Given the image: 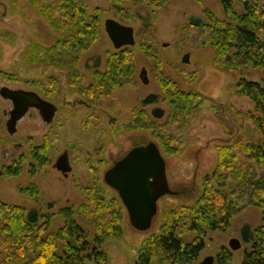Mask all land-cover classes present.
Here are the masks:
<instances>
[{
    "label": "rangeland",
    "instance_id": "1",
    "mask_svg": "<svg viewBox=\"0 0 264 264\" xmlns=\"http://www.w3.org/2000/svg\"><path fill=\"white\" fill-rule=\"evenodd\" d=\"M56 1L45 0L49 5ZM83 1L89 16L100 11L101 33L93 47L81 56L78 64L79 78L72 88L67 72L52 67L28 65L23 58L31 42L47 49L56 46L58 37L50 26L25 0H0V35L10 36L8 40L0 39V88L35 92L58 109L51 125L43 122L37 111H29L19 122L17 134L10 136L6 129L8 118L3 116V112L9 111L12 105L0 97V202L25 207L29 212L37 210L55 215L50 233H56L64 225L58 213L71 207L78 210L85 205V190L96 185L104 191L108 201L118 197L104 183L105 173L132 149L155 143L166 161L169 187L176 194L159 201L157 216L147 232L133 228L125 211L123 239L110 241L102 247L107 255V264H136L142 244L152 236L160 235L167 212L182 206L190 207L201 198L203 180L212 174L218 164V148L231 146L239 139L264 142L251 120L241 124L229 114L231 107L243 116L254 114L251 100L237 96L234 85L241 78L264 85V69L249 66L238 75L225 74L214 67L213 50L198 44H180L181 29L194 20L208 25V12L224 21L226 17L222 3L226 0H202L201 3L194 0H170L166 9L158 11L146 4L134 6L127 3L124 9L130 12L135 21L129 24L121 23L116 18L114 6L108 1ZM229 1L238 15L245 13L241 0ZM110 19L132 27L135 31L136 45L125 49L133 53L136 84L115 89L94 106L86 103L80 91L91 86L96 74L106 73L110 55L122 51L114 48L105 31V22ZM147 26H152L156 31L153 35L155 42L151 46L158 58L157 71L148 52L142 47L145 43L150 44L145 28ZM141 33H144L142 37ZM187 55L190 63L184 64ZM143 69L147 71L149 85H144L139 78ZM159 75L178 83L187 93L194 92L214 100L219 109L218 113L208 107L200 109L194 124L186 131L184 146L172 143L171 148L174 150L169 154L164 152L152 132L133 130L135 114L145 115V119L159 127L169 117V108L157 79ZM52 78L57 80V88L50 86ZM32 83L53 91L54 98L49 99L41 90L32 88ZM151 96L157 98V103L144 106L146 99ZM154 109L164 110L165 117L162 120L153 118L151 112ZM14 144H21L22 148L15 149ZM65 153L69 155L72 168L67 178L55 168ZM240 161L245 162L243 157H240ZM13 169H20L21 174L9 177L8 171ZM32 185L40 190V202L28 201L21 195V190ZM238 187L237 183L229 180L222 191L237 203L239 214L232 219L226 232H206L203 238L204 250L197 264H202L208 258H214V264H218L223 249L232 253L231 264H242L244 253L251 250V245L243 241V229L248 227L254 233L264 226L261 212L247 205V199L240 197L243 190L239 191ZM49 204H56L51 212H47ZM81 227L92 242L93 230L84 224ZM197 237L196 233H189L183 235L182 240L184 244L190 245ZM232 240H238L241 244L239 251L231 250L229 244Z\"/></svg>",
    "mask_w": 264,
    "mask_h": 264
},
{
    "label": "trees",
    "instance_id": "2",
    "mask_svg": "<svg viewBox=\"0 0 264 264\" xmlns=\"http://www.w3.org/2000/svg\"><path fill=\"white\" fill-rule=\"evenodd\" d=\"M34 8L58 37L56 46L44 48L35 42L29 43L24 55L28 65L52 67L68 73L70 86H76L79 78L78 64L82 55L97 42L101 33L100 11L89 16L83 0H57L46 4L45 0H25ZM114 6L115 16L121 23L135 22L124 7L127 3L134 6L145 4L153 10H164L170 0H102ZM201 3L202 0H194ZM245 13L238 15L231 1H223L226 19L220 21L207 13L209 24L192 21L180 31V44L208 47L215 53L214 67L225 74L238 75L247 67L264 69V0H241ZM147 29L148 43L142 45L148 52L150 61L158 68V58L153 51L151 27ZM144 33L140 34L142 37ZM7 34L0 35L8 40ZM147 42V39H146ZM169 108V117L162 127L145 119V115L134 116L133 130H147L153 133L166 154L172 153V143L184 146L185 134L196 119L197 112L205 107L218 113L214 100L194 92H185L181 86L169 79L157 77ZM57 80L50 79V86L57 88ZM136 84L133 53L122 50L110 55L105 74H96L93 83L80 93L87 104L98 105L103 97L115 89ZM31 87L41 90L44 96L54 98L53 91L32 83ZM237 96L246 97L254 105V114L241 115L231 107L229 114L238 123L251 120L256 132L264 140V85L241 78L235 85ZM157 103V98L146 99L144 106ZM1 127V122H0ZM46 151V149H43ZM38 157V155H37ZM240 157L245 162L241 163ZM20 169L8 171L9 177H18ZM238 184L240 197L247 199V205L257 208L264 222V142H248L243 139L233 145L218 148V164L211 175L203 180V194L190 207H179L167 212L165 224L159 236L146 240L138 250L136 264H197L204 250L206 232H226L232 219L239 214L240 208L230 197L223 193L227 182ZM237 188V190H238ZM87 203L78 210L66 208L58 213L64 225L56 233H50L55 215L37 210L28 211L25 207L12 206L0 202V264H107V255L102 247L110 241L122 240L125 208L119 199H105L104 191L95 185L85 190ZM237 194V192L235 193ZM28 201L40 202L41 193L32 185L21 190ZM56 208L49 204L47 212ZM90 227L93 241L81 227ZM196 233L197 240L190 245L184 244L182 236ZM243 241L251 245L244 253L242 264H264V226L254 233L248 227L242 232ZM232 253L223 249L218 264H231Z\"/></svg>",
    "mask_w": 264,
    "mask_h": 264
},
{
    "label": "water",
    "instance_id": "3",
    "mask_svg": "<svg viewBox=\"0 0 264 264\" xmlns=\"http://www.w3.org/2000/svg\"><path fill=\"white\" fill-rule=\"evenodd\" d=\"M105 31L116 50L132 48L136 45L135 31L132 27L110 19L105 22ZM183 63H190L189 55L184 58ZM139 78L144 85H149L145 69L142 70ZM0 96L14 105L11 119L7 123L11 135L16 133L17 123L27 115L29 109L39 111L47 125L53 123L58 111L55 105L35 92L3 87L0 89ZM151 115L157 120H162L165 111L154 109ZM55 168L66 178L69 176L72 168L68 153L59 158ZM104 183L118 194L132 227L139 232H147L152 228L158 213L159 201L166 196L176 194L169 187L166 161L155 143L132 149L124 159L105 173ZM229 245L233 252L241 249L238 240H232ZM214 262V258H208L202 264H214Z\"/></svg>",
    "mask_w": 264,
    "mask_h": 264
},
{
    "label": "flooded vegetation",
    "instance_id": "4",
    "mask_svg": "<svg viewBox=\"0 0 264 264\" xmlns=\"http://www.w3.org/2000/svg\"><path fill=\"white\" fill-rule=\"evenodd\" d=\"M1 89V88H0ZM1 97V96H0ZM8 101V100H7ZM10 103H11V105H12V108L9 110V111H4L3 112V116L5 117V118H8L7 119V122H6V129H7V123H8V121L11 119V113L14 111V105H13V103L11 102V101H9ZM31 110H35V111H37L36 109H29V111H31ZM29 111H28V113H29ZM38 113H39V111H37ZM27 113V114H28ZM39 115H40V113H39ZM26 117V116H25ZM24 117V118H25ZM40 117H41V115H40ZM23 118V119H24ZM42 118V117H41ZM22 119V120H23ZM42 120H43V118H42ZM21 121V120H20ZM19 121V122H20ZM19 122L17 123V128H18V124H19ZM43 122H44V120H43ZM16 128V129H17ZM18 130V129H17ZM17 130H16V133L15 134H13V135H11V134H9V132H8V129H7V132H8V134L10 135V136H14V135H16L17 134ZM14 146H15V149H21L22 147H21V144H14Z\"/></svg>",
    "mask_w": 264,
    "mask_h": 264
}]
</instances>
